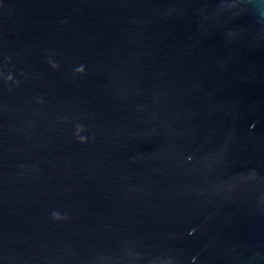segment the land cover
Here are the masks:
<instances>
[{
	"label": "water",
	"instance_id": "obj_1",
	"mask_svg": "<svg viewBox=\"0 0 264 264\" xmlns=\"http://www.w3.org/2000/svg\"><path fill=\"white\" fill-rule=\"evenodd\" d=\"M0 264H264V0H0Z\"/></svg>",
	"mask_w": 264,
	"mask_h": 264
}]
</instances>
